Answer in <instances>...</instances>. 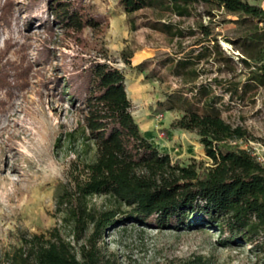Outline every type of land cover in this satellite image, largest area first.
I'll return each mask as SVG.
<instances>
[{
  "label": "rangeland",
  "instance_id": "obj_1",
  "mask_svg": "<svg viewBox=\"0 0 264 264\" xmlns=\"http://www.w3.org/2000/svg\"><path fill=\"white\" fill-rule=\"evenodd\" d=\"M46 2L0 0V262L19 244L22 233L39 234L59 226L72 240L70 226L61 223L54 205L55 188L64 181L73 158L65 134L78 119L62 91L66 79L88 59L104 53L115 61L125 75L132 114L142 134L175 161L209 164L194 132L170 127L185 106L202 111L190 93L196 83H211L212 96L221 98L216 107L222 117L249 133L248 141L232 146L251 153L264 147V91L253 89L243 100L231 101L224 87L213 81L236 75L243 82V66L232 61L236 70L229 73L214 62L216 56L211 57L200 67L206 74L193 84L170 72L172 61L212 47L215 40L226 55L236 57L238 52L226 39L239 35L240 28L231 21L235 16L198 4L190 17H178L164 9L165 3L126 15L118 0H80L100 24L85 27L80 37H68L44 11ZM256 3L264 8V1ZM157 21L183 34L171 36L150 28ZM200 24L211 29L203 42H197L204 38ZM190 30L195 34L189 35ZM122 51L131 54L130 65L123 63ZM141 63L142 70H135ZM88 202L102 207L106 201L94 195ZM109 229L99 242L100 251L114 254L119 264H260L250 245L223 243L210 227L166 229L126 222Z\"/></svg>",
  "mask_w": 264,
  "mask_h": 264
},
{
  "label": "trees",
  "instance_id": "obj_2",
  "mask_svg": "<svg viewBox=\"0 0 264 264\" xmlns=\"http://www.w3.org/2000/svg\"><path fill=\"white\" fill-rule=\"evenodd\" d=\"M46 1L44 11L68 37H80L85 27L100 24L80 0ZM258 1L264 0H118V5L126 15L165 3L164 9L178 17H190L198 4L235 16L231 21L240 28L239 35L226 39L238 52L236 57L226 55L214 39L212 47L172 61L170 69L175 77L193 84L206 74L200 69L204 60L216 56L214 62L233 74L236 61L243 66V82L236 75L213 80L233 101L243 100L253 89L264 91V8ZM198 27L204 38L197 42H203L211 29ZM150 28L171 36L183 34L161 21ZM194 34L190 30L189 35ZM130 56L121 52L125 65H130ZM114 63L104 53L88 59L63 84L62 93L78 119L65 134L73 158L64 181L55 188L54 205L61 223L70 226L72 240L59 226L39 234L22 233L0 264H119L114 254L100 251L99 242L110 227L126 222L166 229L210 227L223 243L250 245L264 264V167L249 150L231 145L248 141L247 130L222 117L216 107L221 98L212 96L211 83H196L190 93L202 111L185 106L170 127L194 132L209 164L175 161L142 134L132 114L125 75ZM142 68L141 63L135 70ZM94 195L104 197L102 207L89 204Z\"/></svg>",
  "mask_w": 264,
  "mask_h": 264
},
{
  "label": "built area",
  "instance_id": "obj_3",
  "mask_svg": "<svg viewBox=\"0 0 264 264\" xmlns=\"http://www.w3.org/2000/svg\"><path fill=\"white\" fill-rule=\"evenodd\" d=\"M252 155L255 157L256 161L264 167V147H261L259 151L252 153Z\"/></svg>",
  "mask_w": 264,
  "mask_h": 264
},
{
  "label": "crops",
  "instance_id": "obj_4",
  "mask_svg": "<svg viewBox=\"0 0 264 264\" xmlns=\"http://www.w3.org/2000/svg\"><path fill=\"white\" fill-rule=\"evenodd\" d=\"M198 52V51H197ZM133 87V85H128V89L130 90V89H133L132 88Z\"/></svg>",
  "mask_w": 264,
  "mask_h": 264
}]
</instances>
